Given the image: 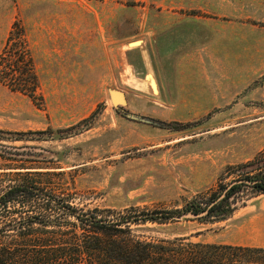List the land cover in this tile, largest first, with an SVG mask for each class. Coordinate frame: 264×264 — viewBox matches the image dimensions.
<instances>
[{
    "label": "rangeland",
    "instance_id": "374dc122",
    "mask_svg": "<svg viewBox=\"0 0 264 264\" xmlns=\"http://www.w3.org/2000/svg\"><path fill=\"white\" fill-rule=\"evenodd\" d=\"M16 23L36 81L0 76V197L29 181L78 210L186 214L238 182L228 220L136 235L264 239V0H0V55Z\"/></svg>",
    "mask_w": 264,
    "mask_h": 264
},
{
    "label": "trees",
    "instance_id": "16d2710c",
    "mask_svg": "<svg viewBox=\"0 0 264 264\" xmlns=\"http://www.w3.org/2000/svg\"><path fill=\"white\" fill-rule=\"evenodd\" d=\"M18 27L14 24L0 55V76L12 89L27 91L36 76ZM255 185L264 193V181ZM241 186L237 182L208 207L191 205L187 213L206 215L185 221L213 224L228 220L232 211L227 204ZM18 207L38 210L39 217H24ZM183 215L181 211L134 207L121 213L78 210L32 182L18 183L6 188L0 197V264H264V248L195 242L193 237L143 239L136 235L140 227L177 223Z\"/></svg>",
    "mask_w": 264,
    "mask_h": 264
},
{
    "label": "water",
    "instance_id": "95a60500",
    "mask_svg": "<svg viewBox=\"0 0 264 264\" xmlns=\"http://www.w3.org/2000/svg\"><path fill=\"white\" fill-rule=\"evenodd\" d=\"M139 46L138 43H133L131 44V47L135 48ZM112 101L114 102V104H118V105H122L125 106L127 103L126 100V96L120 92V91H114L112 93ZM206 215V213H202V214H194V213H186L183 215L184 219H200L202 217H204Z\"/></svg>",
    "mask_w": 264,
    "mask_h": 264
},
{
    "label": "crops",
    "instance_id": "0c3cea01",
    "mask_svg": "<svg viewBox=\"0 0 264 264\" xmlns=\"http://www.w3.org/2000/svg\"><path fill=\"white\" fill-rule=\"evenodd\" d=\"M251 227L253 232H258L259 234H261V236L264 238V223L259 224V226H256V222L255 220L251 222ZM256 228H258L256 230ZM247 247H256V248H264V239H262L261 241H257L252 245H247Z\"/></svg>",
    "mask_w": 264,
    "mask_h": 264
}]
</instances>
